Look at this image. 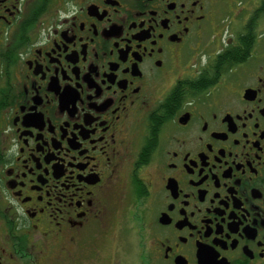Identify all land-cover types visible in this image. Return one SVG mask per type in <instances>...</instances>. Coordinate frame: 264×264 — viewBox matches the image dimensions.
<instances>
[{
    "label": "flooded vegetation",
    "instance_id": "1",
    "mask_svg": "<svg viewBox=\"0 0 264 264\" xmlns=\"http://www.w3.org/2000/svg\"><path fill=\"white\" fill-rule=\"evenodd\" d=\"M232 1L0 0V264H114L126 198L134 264H264V0Z\"/></svg>",
    "mask_w": 264,
    "mask_h": 264
},
{
    "label": "rangeland",
    "instance_id": "2",
    "mask_svg": "<svg viewBox=\"0 0 264 264\" xmlns=\"http://www.w3.org/2000/svg\"><path fill=\"white\" fill-rule=\"evenodd\" d=\"M242 2L243 0H233L231 6L240 7L241 5L239 4ZM247 8L248 9L252 8V5L248 3ZM123 205L129 206L127 204V198L125 199ZM123 205L118 207L117 214H114L116 215V218L115 221L113 219L112 222L115 223L112 224L111 222L104 233H106L107 236L111 235V233H116V231L119 233V240L116 242L115 252L113 254L115 260L114 264H134L132 263L133 261H131L129 258L135 255L134 251H136L137 248L135 245V240L133 236L130 237L129 234L127 236L124 235L121 237L123 233H126V230L128 229L129 226V222L127 220V215H126V209L128 212V207L126 208ZM123 207L125 208L124 210H122Z\"/></svg>",
    "mask_w": 264,
    "mask_h": 264
}]
</instances>
